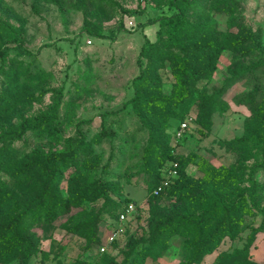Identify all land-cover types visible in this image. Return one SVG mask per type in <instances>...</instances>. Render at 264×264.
I'll use <instances>...</instances> for the list:
<instances>
[{
	"label": "rangeland",
	"instance_id": "obj_1",
	"mask_svg": "<svg viewBox=\"0 0 264 264\" xmlns=\"http://www.w3.org/2000/svg\"><path fill=\"white\" fill-rule=\"evenodd\" d=\"M169 1L0 0V20L19 28L21 39V46H17L9 33L0 30V94L12 101L9 109L0 114V133L49 111L57 92L63 93L55 121L28 131L21 139L0 143L1 159L7 157L15 170L24 171L22 177L15 176V170L0 175L7 184L0 195V224L21 212L40 185L39 176L29 166L25 169L27 165L36 164L50 151L65 150L69 138L81 137L86 146L84 154L78 150L77 142L73 144L75 160L63 162V176L58 185L64 198H69L75 188H88L81 208L69 207L65 215L54 221L42 219L31 225L29 232L34 246L26 264H94L101 258L121 264L131 247L138 252L148 245L149 233L159 220L175 211L200 213V206L192 198L187 203L165 196L151 198L155 158L147 157L145 149L152 138L161 142L165 133L172 134L178 120H168L164 131L162 118L151 117L144 107L135 108L130 103L134 96L132 80L139 74L137 59L145 39L157 51L166 49L159 24H146L172 15L175 10ZM235 1L247 30L243 48L248 55L223 51L211 76L195 85L196 90L207 94L226 86L222 99L228 110L212 114L209 131H202L193 121L175 149L183 158L193 154L194 161L206 160L231 169L234 179L215 186L229 198L235 197L237 189L248 186V168L255 162L253 154L247 155L242 149L223 143L244 133L250 114L246 106L236 105L233 98L254 87L264 90V72L226 85L232 71L257 62L259 68L264 66V0ZM213 11L190 20L196 26H215L219 32H225L226 15ZM98 33L103 37L97 38ZM141 67L157 81L162 94H170L174 79L169 60L144 58ZM7 75L16 82L9 83ZM142 91L145 95L153 94L150 85L143 86ZM189 108V113L195 112L194 107ZM186 173L193 181L202 176L194 163L186 165ZM255 177L264 184V169ZM99 182L104 184L109 200L101 197ZM127 201L133 205V213L124 223H118L115 215ZM260 205L253 209V216H242L241 231L234 240L225 237L199 264H215L219 254L243 250L251 228L260 231L247 249L248 259L264 264V226H261L264 202ZM71 218L74 220L70 228L95 219L100 243L93 245L81 233L67 232L61 227L68 225ZM23 219L29 223L32 215ZM115 231L116 240L101 252L100 248ZM186 242L181 236L171 237L165 248L154 252L158 257L155 260L149 257L144 264H179L187 257ZM3 260L0 264H22L17 255Z\"/></svg>",
	"mask_w": 264,
	"mask_h": 264
},
{
	"label": "trees",
	"instance_id": "obj_2",
	"mask_svg": "<svg viewBox=\"0 0 264 264\" xmlns=\"http://www.w3.org/2000/svg\"><path fill=\"white\" fill-rule=\"evenodd\" d=\"M56 3L59 4L58 1ZM169 6L175 10L172 15L163 16L159 21L149 20L146 24L147 26L159 24L161 30L164 31L166 49L157 51L155 45L147 38L145 39L137 59L139 74L132 80L134 96L130 103L135 108L144 107L146 114H150L151 117L162 118L164 131L167 130L168 120H178V126L189 116L193 117L194 123L202 131H209L212 114L215 111L224 113L228 110V104L222 99L226 86L207 94L196 90L195 85L199 80L208 79L211 76L223 51L239 52L242 56L248 55L243 48L247 30L243 24L240 7L235 0H170ZM212 9L214 13L226 15L227 29L225 32H219L215 26H196L190 20V17L206 16ZM0 30L9 33L17 46H21L19 28L0 20ZM96 37L102 38L103 35L98 33ZM1 55L3 56V53ZM149 57H156L158 60L163 58L171 62L174 83L170 94H162L157 87V81L141 67V60ZM258 64L260 63L249 64L232 71L226 85L258 76L260 72H264V66L261 69ZM0 70H2L1 67ZM6 79L11 84L16 82L15 78L9 75ZM148 85L153 88L152 95H145L142 91V87ZM62 100L63 93L60 90L53 98L49 111L40 113L31 121H21L17 128L10 127L2 131L0 143L21 139L28 131H35L40 125L55 121L58 118ZM233 101L236 105L246 106L250 114L244 127V133L223 143L232 144L242 149L247 155L253 154L255 162L248 168L246 179L248 186L237 189L235 197L229 198L215 186L234 179V172L231 169L221 165L214 166L206 160L194 161L193 154L183 158L181 154L175 153V149L181 145L180 143L174 144L175 129L172 134L169 131L164 132L165 136L161 142L152 138L150 145L145 149L147 157L155 158V181L151 190V198L165 196L179 203H187L192 198L200 206L201 211L199 214L188 210L175 211L168 218L159 220L149 233L148 245L138 252L131 247L125 253L121 264H144L149 257L155 260L158 255L154 252L165 248L173 236H181L187 240L184 244L187 257L179 264H199L218 248L225 237L234 240L241 231L242 216L246 214L253 216V209L264 202V184L255 177L258 171L264 169V90L254 87L246 94L235 96ZM11 103L10 98L0 94V114L7 111ZM189 105L195 108L194 113H189ZM183 140L184 138L181 139ZM76 142L78 150L85 154L86 146L83 139L81 137L69 138L65 150L50 151L36 164L27 165L25 168L29 166L34 169L33 171L37 173L41 182L34 192L35 195L30 196L23 210L0 224V262L17 255L21 257L22 264H26L34 246L33 236L29 232L31 225L40 223L42 219L45 222L54 221L59 216L65 215L69 207L81 208L88 188L85 186L75 188V192L72 191L69 198L62 197L58 191V185L63 176L62 164L67 160L69 162L75 160L72 146ZM171 162L177 163L178 176L155 195L154 191L168 178L167 165ZM188 163H194L198 167L202 173L199 179L193 181L187 175L186 165ZM12 170L15 168L10 160L7 157L3 159L0 157V175L8 174ZM21 171L16 169L13 174L22 177L24 171ZM6 185V182L0 179L1 196ZM98 185L101 197L109 200L104 184L99 182ZM1 196L0 202L2 201ZM249 199H251L250 204ZM129 203V201L123 203L115 215L116 220ZM26 215H32L29 223H25L23 219ZM73 220L71 218L68 225L61 227L67 232L81 233L93 245L100 243L95 219H87L70 228L69 224ZM261 226H264V220ZM259 231L260 228H251L246 247L243 250L219 254L215 264H255L248 259L247 249L252 245ZM94 264L112 263L108 258H101Z\"/></svg>",
	"mask_w": 264,
	"mask_h": 264
},
{
	"label": "built area",
	"instance_id": "obj_3",
	"mask_svg": "<svg viewBox=\"0 0 264 264\" xmlns=\"http://www.w3.org/2000/svg\"><path fill=\"white\" fill-rule=\"evenodd\" d=\"M192 122H193V117L189 116L185 120L179 123L174 134V142L176 144L183 138L184 134L186 133ZM167 168H168V178L161 184V186L158 187L157 190L154 191L155 195L159 193L162 187L168 186L178 176V171H177L178 165L176 162L168 163ZM133 210H134L133 205L128 204L125 207L124 211L118 215L117 222L124 223L125 219L128 218V216L133 213ZM116 233L117 231H115L114 233L108 236L105 245H103L100 248L101 252H104L108 246H111L114 243L117 237Z\"/></svg>",
	"mask_w": 264,
	"mask_h": 264
}]
</instances>
